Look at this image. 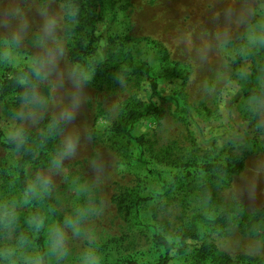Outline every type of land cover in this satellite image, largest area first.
<instances>
[{"label":"rangeland","instance_id":"rangeland-1","mask_svg":"<svg viewBox=\"0 0 264 264\" xmlns=\"http://www.w3.org/2000/svg\"><path fill=\"white\" fill-rule=\"evenodd\" d=\"M111 2L115 20L109 23ZM95 4L104 18L95 25L99 57L72 63L63 4L0 0V80L28 69L34 82L29 102L18 103L14 94L0 102V131L13 140L20 139L8 135L13 129L32 132L24 138L36 151L24 168L26 183L48 178L52 185L36 206L16 209L19 225L10 236L0 233V249L22 243L16 255H30L20 264H33L41 257L36 239L45 254L63 232L68 254L45 255L47 264H79L88 249L100 264H155L164 255L168 264H220V255L233 264H264V220L253 223L257 236L241 222L263 204L257 192L264 181L254 173L264 171V44L250 41L264 33V0ZM125 51L148 66L155 92L143 71L127 66L111 79L95 76L107 53ZM34 58L46 61L42 78L29 66ZM250 88L260 98L247 96ZM149 107L158 113L131 129L122 120L127 109L145 113ZM69 138L71 156L62 151ZM20 158L0 147V203L22 193L15 170ZM237 162L243 164L238 175L218 170ZM77 209L87 213L79 235L66 223ZM226 209L235 213L215 224ZM37 214L44 218L38 233L26 222ZM191 228L196 238L181 243ZM155 235L171 246L167 254L154 244ZM202 245L215 250L200 259Z\"/></svg>","mask_w":264,"mask_h":264},{"label":"trees","instance_id":"trees-1","mask_svg":"<svg viewBox=\"0 0 264 264\" xmlns=\"http://www.w3.org/2000/svg\"><path fill=\"white\" fill-rule=\"evenodd\" d=\"M59 3L63 4L66 8V14L63 18V32L66 36L73 38V44L69 49L68 55L69 60L72 63L81 62L83 57H97V42L100 41L99 35H96V26L98 23H103L104 18L97 12V5L95 1L101 0H56ZM114 3L108 4V15H109V23L115 20V11H114ZM106 43L108 46L112 45L113 40L110 37L106 38ZM99 57V56H98ZM98 61L97 65L94 67L95 76L111 79L115 72L119 70L122 66H127L133 72L143 71L146 78L149 81V85L152 92L156 91V83L150 76L149 68L146 64H135L133 62L132 56L128 51L121 53L120 55H115L112 53H107L105 58ZM27 76L28 83L20 84L18 81L20 78ZM250 77L246 78L247 85L251 87V82L249 80ZM33 87L34 82L31 76V73L28 69H22L19 71H13L12 77L5 78L0 80V102L9 95H16V101L18 103H27L31 100L33 95ZM247 96H255L256 98H260V95L255 91H250L247 93ZM158 113V109L155 107H149L145 113L139 110H131L127 109L125 114L122 117V120H126L130 122V129L132 124L145 116H151ZM61 124H58V127ZM130 131V130H129ZM264 133V128L261 129ZM129 136V132L127 133ZM24 138L31 137L32 132L24 131ZM19 139H5L3 134L0 131V147L8 150H14L21 154V158L19 159L16 165V173H17V181L19 188L23 192L26 187V178L24 174V168L26 164L30 163L36 156L35 149L23 142L19 144L17 147ZM218 170H224L231 175H238L243 170L242 163H235L233 167H218ZM213 171L210 170V172ZM35 205V201L32 203ZM234 209H226L218 214V216L214 219L215 224L223 223L231 214H234ZM264 220V208L258 209L254 211L251 215V221L247 218H242V226L246 229L251 230L256 236L258 235L256 229L253 227V223L260 222ZM196 234L194 228H191L188 233H185L181 236L180 242L183 243L187 239H195ZM153 242L157 247H162L166 254L170 251L171 246L159 235H155L153 237ZM36 243L41 248V264H47L44 251L42 249V239L38 237L36 239ZM213 247H208L202 245L199 249L200 259L205 258L209 251H212ZM215 250V249H214ZM219 258L222 260L220 264H233V262L228 259L224 255H220ZM126 264H136L135 262L128 261ZM155 264H168L167 256L164 255L160 257L158 262Z\"/></svg>","mask_w":264,"mask_h":264},{"label":"clouds","instance_id":"clouds-1","mask_svg":"<svg viewBox=\"0 0 264 264\" xmlns=\"http://www.w3.org/2000/svg\"><path fill=\"white\" fill-rule=\"evenodd\" d=\"M15 40H19V36H14ZM251 43H260L264 44V33L259 35L253 33L251 37ZM46 61L42 58H34L31 60L29 66L32 69L33 74L37 78L41 77V71L44 67ZM20 84H27L28 78L25 75L20 78L18 81ZM64 117L71 118V112L65 111L63 113ZM8 135L10 137H19L17 147L20 143L24 142L23 130L22 129H13ZM64 154L71 156L74 151V143L71 138H69L66 143L65 148L62 150ZM59 158H57L55 167L59 168ZM52 188L50 180L44 178L42 180H37L29 183L24 188L19 199L12 202H3L0 203V233H7L9 236L11 233L18 227L20 222V215L16 211L17 208L27 207L31 205L34 201L43 200L48 196ZM87 213L84 209H77L74 216L69 217L66 221L67 227L72 229L74 234H81V225L82 221L86 218ZM44 218L39 214L26 218V222L31 225L35 223L36 232L38 233L43 225ZM51 234V229L49 230ZM65 236L63 232H58V239L53 243L49 244L48 251L44 255L48 256L49 259L55 258L56 260L63 259L67 256V247L65 245ZM22 243H17L14 246H6L0 249V264H20V261L23 257L30 255L27 251H20L19 256L16 255L18 249H22ZM42 257H37L33 261V264H41ZM79 264H100V257L96 254L93 249H88L82 255Z\"/></svg>","mask_w":264,"mask_h":264},{"label":"crops","instance_id":"crops-1","mask_svg":"<svg viewBox=\"0 0 264 264\" xmlns=\"http://www.w3.org/2000/svg\"><path fill=\"white\" fill-rule=\"evenodd\" d=\"M254 174L259 176V182H263L264 181V177H263L264 171H263L262 168L256 169ZM250 193L252 195V194L255 193V191H252ZM257 194H258V197H259L258 201L263 203L262 206L260 208H258V209L264 208V186L259 185V189H258ZM258 209H256V210H258Z\"/></svg>","mask_w":264,"mask_h":264}]
</instances>
